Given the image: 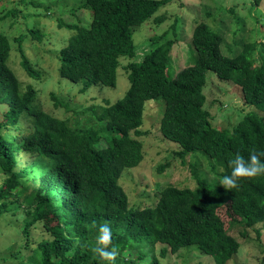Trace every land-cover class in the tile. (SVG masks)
Returning <instances> with one entry per match:
<instances>
[{"label": "trees", "instance_id": "16d2710c", "mask_svg": "<svg viewBox=\"0 0 264 264\" xmlns=\"http://www.w3.org/2000/svg\"><path fill=\"white\" fill-rule=\"evenodd\" d=\"M20 1L25 3L15 0L12 8L0 9V216L23 184L36 183L21 227V251L29 254L19 264H109L92 251L105 223L119 249L115 264H162L160 257L186 247H196L214 264H229L242 246L232 230L241 227L240 234L248 237V228L264 222V175L241 179L232 190L219 183L231 174L228 161L237 153L247 159L252 149L264 151V40L248 41L238 54L228 55L222 34L196 19L193 63L175 71L177 40H164L168 31L145 40L152 46L141 56L134 39L138 27L165 18L156 14L170 0H86L92 10L89 25L82 20L59 24L73 32L59 51L61 77L81 82L83 92L95 84L114 87L126 57L130 85L116 102L105 100L86 107L84 116L62 118L43 109L37 88L25 87L11 65L16 43L21 66L40 79L34 66L40 58L31 60L23 41L29 31L37 39L45 32L36 24L14 38L8 32L26 23L29 14ZM208 72L241 87L244 115L236 125L213 124L205 107ZM52 95L57 106L69 110L70 100ZM154 103L161 115L160 139L176 144L173 152L189 164L195 186L168 183L156 204L131 205L120 179L125 168L144 158L142 138L149 131L141 127ZM200 157L207 159L215 180L204 175ZM223 208L226 214L219 212ZM39 225L47 236L32 242Z\"/></svg>", "mask_w": 264, "mask_h": 264}, {"label": "rangeland", "instance_id": "374dc122", "mask_svg": "<svg viewBox=\"0 0 264 264\" xmlns=\"http://www.w3.org/2000/svg\"><path fill=\"white\" fill-rule=\"evenodd\" d=\"M15 0H0V9L12 8ZM20 7L29 14L26 23L18 22L10 28L11 38L19 36L24 30L28 31L29 24H36L45 32L41 39L34 38L30 31L23 41L24 49L28 57L35 61L36 70L40 72V79H34L23 69L20 64V55L17 46L13 49L12 67L17 72L20 80L25 85L32 83L38 90L39 100L44 110L56 114L59 117L76 119L82 116L84 109L93 104H103L105 100L116 102L122 98L129 88L128 78L129 58L122 57L121 65L117 73V85L114 87L100 84L93 85L88 91L81 90L82 83H74L60 75L59 51L68 42L73 34L66 27H59L60 22L77 23L82 20L89 25L92 21V10L85 6L86 0H24ZM170 0L162 7L156 16L165 18L158 23L151 19L147 24L137 28L134 33L135 43L141 56L150 45L146 46L145 40L150 37L164 34L165 39L177 40L173 49V61L176 63L175 71L193 63L194 51H192V32L195 20L199 19L209 23L223 36L222 50L228 55H235L248 41L264 40V0ZM27 5V7H25ZM18 15L17 17H19ZM177 26H173L176 25ZM30 26V25H29ZM0 30L2 22H0ZM163 40V39H162ZM12 41V40H11ZM174 73V71L172 72ZM208 85L204 92L207 96L205 107L211 112L213 124L218 128L236 125L244 115L245 105L243 92L240 86L234 82L220 79L217 74L208 72ZM55 94L59 98L70 100L69 110L65 106H57L53 98ZM146 112L143 130L149 131L144 140V158L136 167L125 168L120 181L130 196V204L152 205L156 204L159 190L168 183L180 187L195 186V181L190 177V166L182 163L173 149L176 144L169 140H161L159 129L158 104L154 103ZM151 109V111H150ZM2 107H0V120L2 119ZM84 116V114H83ZM189 160V159H188ZM169 162L163 171L159 166ZM201 169L209 180H215V176L208 169L207 159L199 158ZM22 166V164H20ZM206 171V172H205ZM0 175V183L3 181ZM24 188L17 197H13L14 204L10 210L0 216V264H19L25 260L29 251L22 252L21 245L24 239L21 227L26 216L28 198L32 196L35 182L23 184ZM226 214V209L219 211ZM42 225L32 230V242L46 237L42 233ZM241 227L232 230L241 242V250L229 264H264V222L248 228V237L240 234ZM187 248V247H186ZM183 248L176 253L169 252L165 257H160L162 264H214L213 259L201 253L196 247ZM195 248V249H194ZM161 247L158 246V255Z\"/></svg>", "mask_w": 264, "mask_h": 264}, {"label": "clouds", "instance_id": "9594fccd", "mask_svg": "<svg viewBox=\"0 0 264 264\" xmlns=\"http://www.w3.org/2000/svg\"><path fill=\"white\" fill-rule=\"evenodd\" d=\"M261 157H264V151L258 152L255 149L251 150L247 159L237 153L234 158L228 161L231 174L224 176L219 183L226 190H232L238 188V182L241 179L264 175V162L261 161ZM92 251L100 259L109 262V264H115L119 249L113 246L112 229L107 223L99 226L96 246L92 248Z\"/></svg>", "mask_w": 264, "mask_h": 264}]
</instances>
